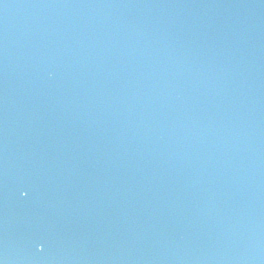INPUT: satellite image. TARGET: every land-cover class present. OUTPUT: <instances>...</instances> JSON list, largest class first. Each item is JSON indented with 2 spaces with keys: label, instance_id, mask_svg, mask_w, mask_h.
Wrapping results in <instances>:
<instances>
[{
  "label": "water",
  "instance_id": "obj_1",
  "mask_svg": "<svg viewBox=\"0 0 264 264\" xmlns=\"http://www.w3.org/2000/svg\"><path fill=\"white\" fill-rule=\"evenodd\" d=\"M3 1L10 5L9 0ZM95 1H87L88 15L74 24L79 26L75 32L81 31V37L85 28L91 29L92 26H96V23L89 21L91 20L89 15L92 16L97 12V9L91 7V4L96 3ZM98 1L103 2V0ZM233 1L238 2L239 5L230 6ZM247 1L248 4L243 7L244 2L241 0H156V27H147L148 31L156 34V64L153 63L155 56L150 47L143 48L145 57L138 64L141 65L140 73L145 74L156 66V90L150 89L148 93L156 98V117L138 118L137 116L145 110L139 108L140 105L135 107L118 105L113 106L116 107L115 111L109 115L108 119L122 123L124 122L122 117L125 115V118L129 116L133 120L139 119L145 123L149 121L150 125L147 127L156 123V130L161 129L167 136L171 137L167 143H162L160 135L156 131V144L163 146L166 153H176L177 151L183 153L190 148L197 149L190 154V159H194L199 154L207 156L214 151L211 148L212 141L201 142L203 130H206L207 139L215 137L213 141L217 143L222 140L221 128L217 126L218 117L222 118L223 123L235 127L236 135L239 133V136L250 137L249 135L256 128L264 131V124L260 116H257L258 121L251 117L258 103L262 102L264 106V10L260 11V6L255 4L254 0ZM58 2L59 10L49 11L47 20L42 19L43 16L40 17V20L48 24L55 22L54 28L63 30L62 26H67L66 28L70 26L64 20L68 14L64 13H68L75 3L64 7L62 0ZM138 3L132 4L134 8L110 6V10L115 9L119 16L106 14L102 17L101 22H104L110 41L114 46L119 43L130 46L132 43L129 39L130 34L137 31L135 26L145 21L140 18L139 13H136ZM191 11L193 12L189 13ZM0 12V65L32 71L29 81L27 79L26 88L22 89L24 93L19 92L25 95L27 105L32 106L37 102L40 92L45 86L51 87L55 84L64 96L71 91L76 95L77 90L81 87L85 90V95L84 97L77 96V101L83 104H91L90 109L93 116L96 109L99 108V101L89 98V90L97 91L101 88L103 95L105 91H108L109 87L107 85L103 87L99 81V79L104 78L102 72L106 70L99 65L90 71L82 57L74 51L71 53L68 47L61 48L62 45L58 44L56 38L52 36H49L46 41L37 39L31 45L34 52L29 53V55L17 50L9 51L2 42L4 35L2 26L10 23L14 25L15 19L9 22L6 20L10 14L18 16V13L14 9H8L1 0ZM241 12L242 15L237 17V13ZM245 12L249 21L243 24ZM101 13H103L102 10ZM31 15H34V12L30 13L29 17ZM204 16L206 18L201 19ZM93 18L100 19L101 17L96 15ZM21 23L24 28L29 26L26 20H22ZM148 23L149 21L147 25ZM201 24H205V26L201 28ZM211 28H213V32ZM231 30L233 33L229 35ZM72 31L73 29L70 30L68 36L73 34ZM113 35L121 36V40L116 42L113 40ZM61 38L58 37L59 40ZM3 52L8 54H3ZM46 52L53 53L50 59L44 57ZM163 55H165L164 60L161 59ZM44 63H54V66ZM16 64L20 65L16 66ZM44 66L55 68L64 77L37 81L35 72L40 69L47 70L44 69ZM96 69L98 72H94ZM109 76L116 78L117 81L123 77L128 78L123 72H116L114 76ZM73 80L78 81L80 86H73ZM127 85L132 86L130 83ZM111 91H114L113 94L123 92L129 98L136 96L129 89L117 91L116 88H112ZM59 101L60 99L51 92V95L44 98L39 104L40 107L41 105L45 107V104L48 103L53 106ZM109 101H107V106L112 105ZM13 102L15 103L16 100L14 99ZM17 104L22 106L25 102L18 100ZM58 105L61 106L62 104ZM122 107H128L132 111H127ZM21 118L18 116V120ZM63 118H65V114H63ZM8 119L10 118L5 115L1 116L0 122ZM209 121L213 126L211 129L207 127ZM120 122L119 124L122 125ZM145 128L142 131L134 132L127 126V131L123 135L136 136L138 139L143 136V140H146L152 131L145 130ZM77 133L78 131L69 133L70 144L84 148V142L75 135ZM66 135L63 133L64 138ZM238 151L239 149L236 153ZM260 161L264 162V155L260 157ZM156 165L159 166L160 162ZM229 167L228 165L230 171ZM233 170H235L234 165L230 171L229 185L238 189L239 184H241L239 188L242 191V199L249 200L248 213L250 217L253 215L257 217L256 213L264 212V197L259 192L258 185L251 187V182H246L247 185L242 184L243 170L237 172H233ZM213 183L216 184L213 181L212 186H214ZM216 206L220 205L217 203L212 208H216ZM225 206L234 212V205L227 204ZM212 208L208 210H212ZM229 216L235 217L234 214ZM235 233L239 232L235 230L230 233L222 232L223 240L227 242ZM223 259L219 254L216 258V264H227Z\"/></svg>",
  "mask_w": 264,
  "mask_h": 264
},
{
  "label": "snow or ice",
  "instance_id": "obj_2",
  "mask_svg": "<svg viewBox=\"0 0 264 264\" xmlns=\"http://www.w3.org/2000/svg\"><path fill=\"white\" fill-rule=\"evenodd\" d=\"M42 247V246H41Z\"/></svg>",
  "mask_w": 264,
  "mask_h": 264
}]
</instances>
